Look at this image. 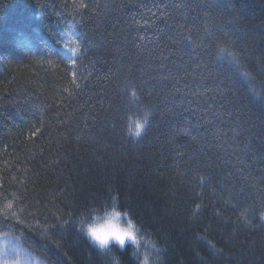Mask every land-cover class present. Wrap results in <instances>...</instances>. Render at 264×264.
Returning a JSON list of instances; mask_svg holds the SVG:
<instances>
[{
  "label": "trees",
  "instance_id": "obj_1",
  "mask_svg": "<svg viewBox=\"0 0 264 264\" xmlns=\"http://www.w3.org/2000/svg\"><path fill=\"white\" fill-rule=\"evenodd\" d=\"M218 41L264 84V0H0V235L40 264H264V101ZM112 203L142 243L101 254L77 218Z\"/></svg>",
  "mask_w": 264,
  "mask_h": 264
},
{
  "label": "clouds",
  "instance_id": "obj_2",
  "mask_svg": "<svg viewBox=\"0 0 264 264\" xmlns=\"http://www.w3.org/2000/svg\"><path fill=\"white\" fill-rule=\"evenodd\" d=\"M216 57L218 61L229 64L240 80L245 84L249 94L258 101H264V84L247 68L238 51L230 42H217ZM77 225L83 235L101 254L109 252L113 245L123 251L126 247L136 248L142 232L140 226L126 211L116 203L102 208H91L77 218ZM142 243V241H140ZM113 264H120V259L113 255Z\"/></svg>",
  "mask_w": 264,
  "mask_h": 264
},
{
  "label": "rangeland",
  "instance_id": "obj_3",
  "mask_svg": "<svg viewBox=\"0 0 264 264\" xmlns=\"http://www.w3.org/2000/svg\"><path fill=\"white\" fill-rule=\"evenodd\" d=\"M0 264H40L8 235H0Z\"/></svg>",
  "mask_w": 264,
  "mask_h": 264
},
{
  "label": "snow or ice",
  "instance_id": "obj_4",
  "mask_svg": "<svg viewBox=\"0 0 264 264\" xmlns=\"http://www.w3.org/2000/svg\"><path fill=\"white\" fill-rule=\"evenodd\" d=\"M73 75H75V74H73ZM133 95H135V94L133 93ZM143 130H144V123H137L136 128H135V134L137 136H139V135H141V132Z\"/></svg>",
  "mask_w": 264,
  "mask_h": 264
}]
</instances>
